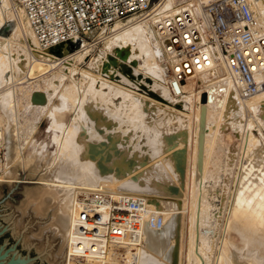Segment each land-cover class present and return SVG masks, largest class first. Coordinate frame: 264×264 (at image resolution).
<instances>
[{
    "label": "bare ground",
    "instance_id": "1",
    "mask_svg": "<svg viewBox=\"0 0 264 264\" xmlns=\"http://www.w3.org/2000/svg\"><path fill=\"white\" fill-rule=\"evenodd\" d=\"M212 1L185 0L176 6L171 0H160L150 16L116 23L110 30L114 33L105 36L103 48L93 60V68L110 79L102 82L95 73L78 68L89 51L84 39L77 49H72L68 43L42 48L23 8L15 0H0V26L10 17L14 19L9 37L0 35V89L4 91L0 93V140L8 149L6 161L20 159V146L24 145L22 141L18 144L17 132L12 127L15 93L32 85L25 110L36 113V118L50 105L49 94L58 91L62 99L58 107L48 108L52 126L61 129L63 135L56 148L57 155L54 154L57 157L47 168L50 181L42 185L74 189L66 264L183 262L178 240L184 203L178 192L185 144L184 140L175 143L172 140L184 134L180 129L187 121L178 109L187 108L190 100L197 101L196 128L192 134L195 140L194 201L184 261L186 264H264V139L255 136L249 121L244 119V107L249 109L248 115L258 111L264 117V87L243 98L215 46L209 48L208 65L192 71L182 80L176 79L174 59L166 51L158 31L159 22L179 16L185 10L193 15L192 20L200 30L205 31L203 4ZM248 2L257 26L264 31V0ZM100 32L103 34L104 30ZM166 62L170 65L168 73ZM77 71L82 75L80 79L74 77ZM112 80L118 82V86L113 85ZM38 81L43 84H34ZM156 90L162 92V97H159L161 93L156 95ZM202 93H206L205 102L201 101ZM152 96L158 101L151 100ZM202 106L205 109L204 140L198 169ZM158 112L163 114L160 116ZM132 124H137V130L152 126V132L142 135L134 131ZM243 124L246 135L240 141L242 144L220 143L222 129H230L238 136ZM54 137L56 141L59 138ZM138 137L146 139L135 142ZM242 154L249 157L248 164H244ZM1 169L0 166V172ZM151 176L161 182L157 190L149 189H153L149 186ZM209 178L221 186V199L217 202L208 199L205 183ZM96 189L154 204L163 216L162 226L159 229L145 227L139 247L127 246L103 257L76 256L73 244L79 208L77 196L79 191ZM143 190L147 194L142 195ZM213 245H216V253L211 256Z\"/></svg>",
    "mask_w": 264,
    "mask_h": 264
},
{
    "label": "built area",
    "instance_id": "2",
    "mask_svg": "<svg viewBox=\"0 0 264 264\" xmlns=\"http://www.w3.org/2000/svg\"><path fill=\"white\" fill-rule=\"evenodd\" d=\"M25 12L40 47L68 43L116 22L126 23L148 15L151 0H15ZM206 30L193 15L159 22L165 49L173 57V75L182 80L210 62L215 46L224 58L240 95L249 97L264 87V31L256 23L248 0H214L204 3ZM75 217L76 256L103 257L142 245L145 227L159 229L163 216L155 205L103 189L79 191ZM123 252V251H122Z\"/></svg>",
    "mask_w": 264,
    "mask_h": 264
},
{
    "label": "rangeland",
    "instance_id": "3",
    "mask_svg": "<svg viewBox=\"0 0 264 264\" xmlns=\"http://www.w3.org/2000/svg\"><path fill=\"white\" fill-rule=\"evenodd\" d=\"M159 1L160 0H151L149 10L147 11L149 13V14L147 13L148 16H150L152 14L154 6ZM171 1L174 5L179 6V5H182L185 0H171ZM208 1H211V0H205V2H208ZM12 2H13V0H12ZM116 23H120V22H116ZM116 23H114L110 27L97 29V30L93 31V33H90L89 35L83 37L84 42L89 45L88 46L89 51L87 53V57L85 58V60H83L80 64H78V68H80V70H86L91 74L95 73L94 75L101 78L102 82L109 81L110 79H109V77H107L106 74L105 75L101 74L102 73L101 71L95 70L93 68L94 67L93 66L94 65L93 60H94V58H96L98 56L100 50L103 48V42L105 40V36L114 33V32H110V30ZM13 25H14V19H12V17L6 19V21L0 26V35L5 36V37H9L10 33L13 30L12 29ZM102 30H104L103 34H101V32H100ZM101 36H104V37H101ZM72 49H77V47H72ZM100 61H102V59ZM166 65H167L166 66V69H167L166 72L168 73V71L170 69V65L167 64V62H166ZM8 74L9 73L7 72L6 76H8ZM74 75H75L74 77L78 78V79H80L82 77L80 71L79 72L77 71L76 74H74ZM103 79H105V80H103ZM113 80L117 81V79L116 80L113 79ZM113 80H112L113 85L116 84V86H118L117 85L118 82L114 83ZM34 84L41 85L43 83H42V81H38V82H35ZM29 86L27 87L28 89L26 88L27 90L26 89L25 90L20 89L17 91V94L15 93V95H14L15 104L13 107L15 109V114H13V116H12L13 120H14L12 127L17 132L18 144L19 143L21 144L20 141H22V143L24 144L23 147L20 146V150H19L20 151V159H14V161L12 160L10 162L6 161L5 156L8 152V149H7L6 144H4L2 139H1L0 140V166L2 169L0 172V181L34 184V185H42L43 183L46 182L45 184H43V185H46L49 183L48 181H50L47 179V175H48L47 174V168L48 169L50 168L51 163H52L51 161H54L55 158L57 157V156H55V155H57V149L56 148L59 147L61 140H62V135H63L61 129H59L57 127L54 128V126H52L51 118L48 116V111H49V109H52L54 107H58L59 105H61L62 99L59 96L60 93L58 91L52 92L54 94L49 92V93H51V94H49L50 95L49 96V98H50L49 104L51 106L48 105L49 109L48 108H47L48 110L45 109L44 110L45 112L42 111L40 113V115L36 118V113L34 114V112H32V111L25 110V105L27 104V98H28L27 94H29L28 92L32 88V85H29ZM156 91H157L156 95L158 96L161 93L159 95V97L160 96L162 97V92L159 90H156ZM1 92L3 94L4 91L1 90L0 93ZM24 92H26V94H24ZM23 95L25 98L23 97ZM151 98H153L151 100H157V98H154L153 96ZM23 99L24 100L26 99V100L24 101ZM14 101L12 103H14ZM190 102H189L190 106L188 105L187 108H184L185 111L182 108L178 109L179 112L182 111L180 114H182L186 118V121H187V124L184 125L180 129V131L184 134L182 135V137L178 136V137H176V139L172 140V142H174V143L176 141L184 140L185 146L183 149V155L184 154L186 155V156L184 155L185 161H183V163L185 162L183 164V168H185V169L182 168V174H181L182 178L180 177V179H179V182L180 183L182 182L180 184L182 191L179 190V192H178V197L180 199L183 198L182 202L184 203V206H185V207L183 206L184 210L182 211L183 212L182 213L183 226H182V230L180 231L179 240H178V243L180 244L179 247L181 250L180 256L181 257L183 256L182 257L183 262L181 261V264L182 263L186 264V262L184 261V255L186 254L187 248H188V242H187L189 240V236H188L189 231L188 230H189V226H190V222H191L190 221V211H191L190 209H191V207H192L191 205L194 201V198L192 197L193 192H194V188H193L194 187L193 159H194V146H195V140L193 138V135H194V131L196 128L195 127L196 125H194L195 124L194 115H196V113H197V107H196L197 101L196 100H192V101L190 100ZM245 108L246 107H244V119L247 118L246 121L247 122L249 121L248 125L250 127V130L252 131V133L255 136L262 137V139H264V117H262V114H260V112L258 113V111H256V114H258V115H256L255 113H252L253 115H248L250 113V111L248 108H246V109ZM24 111H25V113H24ZM28 112L30 114H27ZM186 113H187V115H186ZM158 114L161 116L163 114V112H161V113L158 112ZM158 114H157V116H159ZM33 117H34V119H33ZM71 117H73V113H72ZM190 121H193V122H190ZM136 125L132 124V126L134 128H136ZM191 127L193 129H191ZM138 129L139 130H137V128H136V129H134V131L137 130V132H139V133L141 132L142 135H145L146 133L152 132V126L151 127L145 126L144 128L140 127ZM244 129H245V125H244V128L241 131V133L238 134V136L235 135L230 129H227V128H225L224 130L222 129L220 131L221 132L220 143H222V145H224V144H230L231 142L234 141L239 146V143H241V144L243 143L240 141H242L246 135L245 132H243ZM55 135L59 136V138H57V141L55 139L56 137H54ZM164 137L167 138L166 135ZM58 139H59V141H58ZM142 139L145 140L146 138L144 137ZM142 139H140V137H138V139L135 140V142H138L139 140L143 141ZM16 142H17V140H16ZM151 142H153V140ZM185 149H186V151H185ZM242 155H240V157H242V160L245 162L244 164H248L249 163V157L247 155H243V156ZM6 171H7V173H6ZM4 172H5V174H4ZM155 177L156 176H154V177L151 176L149 178L150 179L149 180V183H150L149 186H151L153 188V189L149 188L150 190H154V189L157 190L156 188L161 186L160 185L161 182H159L160 180L157 179L158 177H156V178ZM205 186L207 188V196L209 197L208 198L209 200H214V202H217L221 199V196H220L221 186L219 184L215 185L213 183L212 178H209L206 181ZM144 191L145 190L142 191L144 193L142 195H145V193L147 194V191L146 192H144ZM181 192H182V194H181ZM179 195L180 196L182 195L181 196L182 198ZM213 246H212V249H214V250H212V251L209 250L210 255L212 254L211 256H213V254L216 253V251H215L216 245L214 247ZM213 251H214V253H213ZM65 264H66V261H65Z\"/></svg>",
    "mask_w": 264,
    "mask_h": 264
},
{
    "label": "water",
    "instance_id": "4",
    "mask_svg": "<svg viewBox=\"0 0 264 264\" xmlns=\"http://www.w3.org/2000/svg\"><path fill=\"white\" fill-rule=\"evenodd\" d=\"M205 100L202 93L201 101ZM204 114L202 106L198 169ZM73 196L74 189L0 181V264H65Z\"/></svg>",
    "mask_w": 264,
    "mask_h": 264
}]
</instances>
